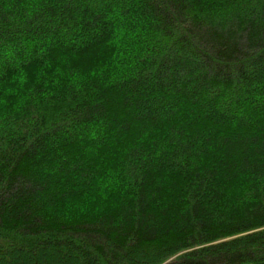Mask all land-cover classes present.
<instances>
[{
    "label": "trees",
    "instance_id": "1",
    "mask_svg": "<svg viewBox=\"0 0 264 264\" xmlns=\"http://www.w3.org/2000/svg\"><path fill=\"white\" fill-rule=\"evenodd\" d=\"M0 264H264V0H0Z\"/></svg>",
    "mask_w": 264,
    "mask_h": 264
},
{
    "label": "rangeland",
    "instance_id": "2",
    "mask_svg": "<svg viewBox=\"0 0 264 264\" xmlns=\"http://www.w3.org/2000/svg\"><path fill=\"white\" fill-rule=\"evenodd\" d=\"M51 260V259H50Z\"/></svg>",
    "mask_w": 264,
    "mask_h": 264
}]
</instances>
